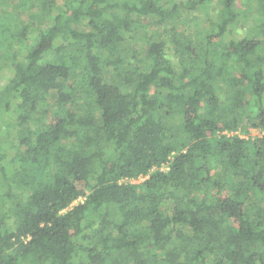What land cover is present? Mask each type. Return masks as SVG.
Instances as JSON below:
<instances>
[{
	"label": "trees",
	"instance_id": "obj_1",
	"mask_svg": "<svg viewBox=\"0 0 264 264\" xmlns=\"http://www.w3.org/2000/svg\"><path fill=\"white\" fill-rule=\"evenodd\" d=\"M4 6L0 264H264V0Z\"/></svg>",
	"mask_w": 264,
	"mask_h": 264
},
{
	"label": "rangeland",
	"instance_id": "obj_2",
	"mask_svg": "<svg viewBox=\"0 0 264 264\" xmlns=\"http://www.w3.org/2000/svg\"><path fill=\"white\" fill-rule=\"evenodd\" d=\"M17 0H14V2ZM162 2V5H164L165 8H168L172 3H176L177 5H181V4H185L187 2V0H160ZM199 0H194V2H198ZM215 1H213V3H207L205 6L202 7H198L197 10H195L192 14L195 15L197 17V21L194 24V22L192 21V18L189 14L191 13H181L179 12L178 14L175 15L176 20H178L179 18H189V25L183 26L180 24H177L176 26L180 29H182L183 33L187 36L193 35L195 33V31L197 30L196 28L200 29V30H210L212 28V24L213 22H218L219 20V14H218V7L215 6ZM243 12H245L246 10V6L242 5L241 2H239L238 4ZM0 12L3 14L6 13H14L15 15H21V13L18 12V10H16V8L14 7H0ZM245 14V13H243ZM28 16V15H27ZM21 21L23 23H31L34 24V26L36 25L38 28L39 26V20L37 17H32L31 19H28L27 17H21ZM254 19H250L249 21L246 22V24H244L242 27H240L241 31L239 33H247L248 30H250L253 25H254ZM194 25V26H193ZM36 27V28H37ZM154 29L156 28H151L150 31H154ZM161 29V28H160ZM164 31V29H161ZM234 36H238V33L235 32ZM258 40L261 42V44L264 46V36L261 35L259 36ZM134 48L137 51V54L140 58V60H147L148 59V52L146 49V44L144 42H137L134 44ZM1 55V54H0ZM110 74V72H108ZM10 74L9 70H6L2 73H0V88L4 85L6 78L8 77V75ZM108 74V75H109ZM263 133H259L258 130H252L251 131V136L256 137V136H262ZM247 137V135H246ZM245 136H243V138H246ZM144 180V178H141L140 180L134 182V183H141ZM252 203H259L261 206L264 207V203L263 202H258L252 199L251 201Z\"/></svg>",
	"mask_w": 264,
	"mask_h": 264
},
{
	"label": "built area",
	"instance_id": "obj_3",
	"mask_svg": "<svg viewBox=\"0 0 264 264\" xmlns=\"http://www.w3.org/2000/svg\"><path fill=\"white\" fill-rule=\"evenodd\" d=\"M166 167H167V166H165L164 169H167Z\"/></svg>",
	"mask_w": 264,
	"mask_h": 264
}]
</instances>
